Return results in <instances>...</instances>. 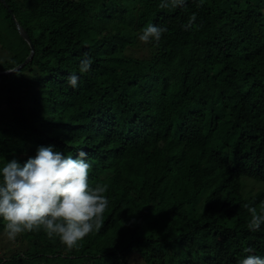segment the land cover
<instances>
[{
  "label": "trees",
  "instance_id": "trees-1",
  "mask_svg": "<svg viewBox=\"0 0 264 264\" xmlns=\"http://www.w3.org/2000/svg\"><path fill=\"white\" fill-rule=\"evenodd\" d=\"M160 3L0 0V70L31 52L15 19L34 45L0 74V168L40 146L73 159L83 150L90 188L109 199L101 228L73 249L41 227L0 264L264 258V224L250 231L245 207L264 211V0ZM148 24L168 28L158 44L138 38ZM85 53L93 63L80 74Z\"/></svg>",
  "mask_w": 264,
  "mask_h": 264
},
{
  "label": "clouds",
  "instance_id": "clouds-1",
  "mask_svg": "<svg viewBox=\"0 0 264 264\" xmlns=\"http://www.w3.org/2000/svg\"><path fill=\"white\" fill-rule=\"evenodd\" d=\"M204 0H198L197 7ZM186 0H161V8L184 7ZM196 20L195 14L181 25L190 30ZM166 26L148 24L139 35L144 43H159ZM92 58L85 53L80 61L79 73L91 71ZM80 76L73 72L68 75L67 83L73 89L79 86ZM87 153L79 151L78 158L65 156L53 151L52 146H40L35 157H30L21 165L13 159L0 168V218L6 222L5 229L9 239L34 229L43 228L49 238L59 237L71 250L78 241L102 226L103 214L109 205L104 195L106 186L97 184L90 188L88 176L90 165ZM251 215L248 228L252 232L260 230L264 224V211L257 214L252 205L245 206ZM251 253V248H245ZM238 264H264V258L247 255Z\"/></svg>",
  "mask_w": 264,
  "mask_h": 264
},
{
  "label": "rangeland",
  "instance_id": "rangeland-1",
  "mask_svg": "<svg viewBox=\"0 0 264 264\" xmlns=\"http://www.w3.org/2000/svg\"><path fill=\"white\" fill-rule=\"evenodd\" d=\"M0 23L7 26L8 21L4 19V15L0 14ZM2 28H0L1 30ZM4 32V31H1ZM4 48L0 43V52L5 51ZM1 59V58H0ZM1 61H4L3 59ZM28 72V71H27ZM258 184H251L250 181L248 182V186L246 187V192H248L251 187L255 188V192L258 190ZM22 234L17 235V237L12 240L8 238L6 229L0 232V257H5L6 255H11L19 251V248L22 247Z\"/></svg>",
  "mask_w": 264,
  "mask_h": 264
},
{
  "label": "water",
  "instance_id": "water-1",
  "mask_svg": "<svg viewBox=\"0 0 264 264\" xmlns=\"http://www.w3.org/2000/svg\"><path fill=\"white\" fill-rule=\"evenodd\" d=\"M15 22H16V25H17V28L20 32V34L26 39L29 41L30 45H31V52H30V55L25 59L24 62H22L21 64H19L17 67H15L14 69H10V70H0V74H9V73H12V72H16L18 71L19 69H21L29 60L32 59V57L34 56V45L32 44L31 42V39L30 37L28 36L27 34V31L19 24V22H17V20L15 19Z\"/></svg>",
  "mask_w": 264,
  "mask_h": 264
},
{
  "label": "bare ground",
  "instance_id": "bare-ground-1",
  "mask_svg": "<svg viewBox=\"0 0 264 264\" xmlns=\"http://www.w3.org/2000/svg\"><path fill=\"white\" fill-rule=\"evenodd\" d=\"M224 81V80H223ZM206 85V84H205ZM177 112V111H176ZM187 113V112H186ZM190 115V114H189ZM138 139V138H137Z\"/></svg>",
  "mask_w": 264,
  "mask_h": 264
}]
</instances>
